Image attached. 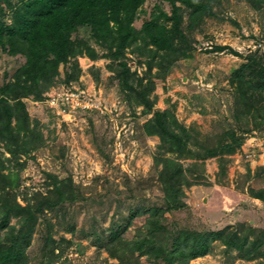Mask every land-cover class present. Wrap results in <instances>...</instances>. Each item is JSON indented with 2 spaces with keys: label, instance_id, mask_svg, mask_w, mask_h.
<instances>
[{
  "label": "rangeland",
  "instance_id": "rangeland-1",
  "mask_svg": "<svg viewBox=\"0 0 264 264\" xmlns=\"http://www.w3.org/2000/svg\"><path fill=\"white\" fill-rule=\"evenodd\" d=\"M154 2L147 1L148 14L154 9ZM213 3L215 14L206 16L199 26L188 31L193 46L188 51L190 55L177 58L166 72L162 73V67L154 64L151 74H147L148 57L139 51H127L123 58L103 55L107 48L96 44L89 29L80 26L73 38L89 39L99 56L96 60L86 59V55L78 57L81 72L70 81L65 80V71L74 61L61 64L57 84L49 94L46 92L45 98L62 95L63 86L74 87L85 94L82 105L58 113L44 100H33L32 96L24 99L31 119L40 122L45 143L33 151L24 168L10 165L20 173V185L14 189L18 192L17 200L26 204L31 198L33 203L37 193H47L49 174L73 178L85 197L66 203L65 210H44L26 248L29 264H51L43 257L48 219L55 224L54 238L64 235L71 239V243L64 245L63 256L52 264H118L119 259L99 245L94 234L112 227L114 222L126 225L140 206L147 209L165 204L159 177L165 165L156 164L155 156L180 163L184 176L191 182L183 184V200L188 207L167 212L168 224L174 223L176 229L198 231L228 225L244 227V231L250 226L264 230V202L250 192L251 188L264 187V124L256 125L257 111L244 106L238 109L236 90L230 81L232 73L247 61V55L264 54V7L256 9L246 0ZM1 6L5 7L2 3ZM143 15L141 11L140 16ZM141 21L135 23L140 25ZM187 23L188 15L184 25ZM215 46L225 48L214 50ZM121 60L131 68L130 82L137 89L135 95L144 89V83H154L149 97L155 103L150 113H142L143 104L127 101V97L131 101L134 96H130L129 86L123 88L118 75ZM23 63L25 58L20 53L0 52V86ZM157 110H169L172 114L168 124L174 133L182 134V152L161 147L158 135L147 134L144 123ZM228 129L249 131L243 134V143L230 151L220 149ZM219 142L220 148H216ZM0 151H4L1 143ZM8 155L4 151L0 158ZM146 209L133 216L123 237L130 239L144 229ZM10 224L16 226V232L19 230L17 218H12ZM6 231L7 227L2 228L0 235L4 236ZM212 246L210 253L192 259L189 264L264 261L239 259L235 250L226 253L218 241ZM138 260L140 264H149L146 256Z\"/></svg>",
  "mask_w": 264,
  "mask_h": 264
},
{
  "label": "trees",
  "instance_id": "trees-1",
  "mask_svg": "<svg viewBox=\"0 0 264 264\" xmlns=\"http://www.w3.org/2000/svg\"><path fill=\"white\" fill-rule=\"evenodd\" d=\"M147 1L0 0V52L7 51L11 55L20 53L25 58V63L0 86V143L4 151L9 153L8 157L0 158V230L8 228L4 236L0 235V264H29L26 248L44 210L64 209L66 203L85 199L73 178L61 179L49 174L47 193L39 192L33 203L30 198L26 204H21L17 200L18 192L14 190L20 185V173L10 166L14 164L19 169L24 168L33 151L45 143L40 122L31 119L24 99L32 96L33 100H44L46 92L57 84L61 64L74 61L65 71V80L70 81L81 72L78 57L86 55L96 60L99 56L89 39L73 38V32L80 26L88 28L92 40L107 48V52L103 53L105 56L123 58L127 51L146 54L147 74H151L154 64L160 65L163 73L169 70L177 58L190 55L188 51L193 46L188 31L199 26L206 16L215 14V0H155L154 9L149 14L145 9ZM246 1L256 9L264 7V0ZM141 11L143 16H140ZM187 15L188 23L185 26ZM7 18L11 21L8 22ZM136 20H142L140 25L135 23ZM224 48L215 46L214 50ZM246 58L247 61L232 73L230 81L236 90L235 103L238 109L244 106L257 111L254 118L259 126L264 124V54L252 53ZM119 66L121 71L118 75L123 88L129 86L130 96H134L131 102L127 94V101L143 104L142 113H150L155 103V99L149 97L154 83H144V89L135 95L137 89L130 82L133 75L130 66L124 60L119 62ZM110 68L116 70L114 66ZM168 116H172L169 110H157L144 123V128L147 134L160 137L161 147L182 152V134L173 132L168 124ZM241 130L244 131L228 129L223 135L224 147L220 148L219 142L216 148L230 151L240 146L244 140L243 134L249 132L248 129ZM4 151H0V157ZM155 162L165 165L159 171L165 204L147 209L140 206L126 225L114 222L112 227L94 234L96 242L111 256L119 259L118 264H140L138 258L142 256H146L149 264H189L192 259L210 253L216 241L224 246L226 253L230 249L235 250L239 259L252 261L264 258V250L261 249L264 245V230L257 231L250 226L248 231H244V227L237 228L234 225L233 228L228 225L220 229L198 231L187 227L176 229L174 223L168 224L167 212L188 207L183 200L186 195L183 184L190 185L191 182L184 176L180 163L158 156H155ZM250 192L253 197L264 202V187L251 188ZM145 209L148 217L144 229H139L130 239L123 237L133 216ZM14 217L20 223L17 232L16 226L10 224ZM46 226L43 257L52 264L63 256L64 245L71 243V239L64 235L60 239L54 238L55 224L49 219ZM254 264H264V261L258 260Z\"/></svg>",
  "mask_w": 264,
  "mask_h": 264
},
{
  "label": "built area",
  "instance_id": "built-area-1",
  "mask_svg": "<svg viewBox=\"0 0 264 264\" xmlns=\"http://www.w3.org/2000/svg\"><path fill=\"white\" fill-rule=\"evenodd\" d=\"M48 101L52 107L57 108L58 113H65L66 108L71 109V107L82 105L81 93L73 90H66L60 96H50Z\"/></svg>",
  "mask_w": 264,
  "mask_h": 264
},
{
  "label": "clouds",
  "instance_id": "clouds-1",
  "mask_svg": "<svg viewBox=\"0 0 264 264\" xmlns=\"http://www.w3.org/2000/svg\"><path fill=\"white\" fill-rule=\"evenodd\" d=\"M87 58H89L88 56L86 57V59ZM89 59H91V58H89ZM63 92H65L66 90H73V91H76V92H79V93H81V97H82V102H84V96H85V94H83V92L81 91V90H79L78 88H74V87H65V86H63ZM50 92H48L47 94H49ZM50 99V96L49 95H47V97L44 99V101H46V102H48V104H49V100ZM49 106H51L50 104H49ZM80 105H78L77 107H79ZM52 107V106H51ZM77 107H75V108H77ZM56 108V107H55ZM67 110H68V108H66V112L65 113H67Z\"/></svg>",
  "mask_w": 264,
  "mask_h": 264
}]
</instances>
